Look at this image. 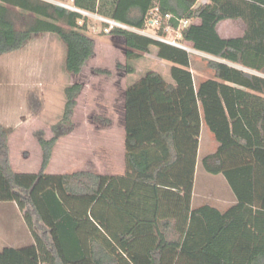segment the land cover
<instances>
[{"label":"trees","instance_id":"obj_1","mask_svg":"<svg viewBox=\"0 0 264 264\" xmlns=\"http://www.w3.org/2000/svg\"><path fill=\"white\" fill-rule=\"evenodd\" d=\"M197 3L74 0L81 10L137 30L157 16L161 37L187 20L181 41L221 61L210 60L213 78L196 85L188 51L128 30L111 32L123 40L127 60L155 47L159 59L173 64V84L151 71L126 90L127 177L47 173L56 144L76 127L82 82L64 88L53 138L38 135L39 173L13 169L10 130L0 124V203L17 206L34 239L31 247L1 250L0 264H264V78L229 65L264 71V0ZM225 20H242L244 34L221 37L218 25ZM88 22L48 1L0 0V57L53 34L65 46L66 71L79 76L96 55ZM203 123L219 144L203 167L224 176L236 199L225 212L210 205L192 209Z\"/></svg>","mask_w":264,"mask_h":264},{"label":"rangeland","instance_id":"obj_2","mask_svg":"<svg viewBox=\"0 0 264 264\" xmlns=\"http://www.w3.org/2000/svg\"><path fill=\"white\" fill-rule=\"evenodd\" d=\"M55 4L56 2H69L70 0H44ZM88 19L87 34L95 40L96 55L89 61L83 73L79 76L68 73L65 69L66 49L61 40L53 34H40L28 42L24 48L17 52L6 54L0 57V124L10 130L9 147L10 161L14 170L23 173H39L42 165V150L38 143V135L43 133L46 140L54 136L53 126L61 119L65 95L64 88L75 82H82L87 85L85 94L79 100V106L74 116L76 127L73 137L79 144L81 140L80 158L87 167L94 158L95 132L97 126L108 129L105 124H89V119L98 123L104 119L118 124L117 115L113 114L111 103L117 98V85L124 86L122 75H125L126 68L131 66L145 73L155 71L162 74L166 80L171 81L172 63L158 58L157 49L152 47L150 53L143 54L139 59L127 60L125 44L122 39H113L111 34L104 33V25L95 18ZM17 27L21 26V20L16 19ZM133 32V31H132ZM219 34L224 37H237L242 35L243 26L235 22H222L218 28ZM154 39L165 38L169 41L177 40L190 53L191 70L196 78V85L200 82L213 78V71L210 70V60L221 61L218 58L196 51L189 43L181 41V37L173 31L166 30V37L160 36L158 26L147 24L144 30L135 32ZM224 62V61H222ZM229 65L249 71L240 65L229 63ZM107 71L109 74L98 73ZM96 75V76H95ZM121 75V76H120ZM143 74L137 77L130 76L129 80L135 82ZM102 99L100 102L103 109L91 108L87 105L95 98ZM94 104V103H93ZM92 116V118H91ZM100 135V134H99ZM200 147L198 169L200 175V189L205 193L214 189L215 195L211 196L210 203L215 204L222 197L233 195L229 185L222 175L214 176L207 173L202 161L207 156L206 146L213 141L217 144L213 133L204 123ZM78 146V145H77ZM62 138L58 141L54 151L55 159L52 167L47 169L48 174H56L62 168ZM54 154V153H53ZM93 170V169H91ZM230 189V190H228ZM230 191V192H229ZM13 212L0 206V215L10 217ZM4 218V217H2ZM1 218V219H2ZM0 219V220H1ZM14 220V218H11ZM10 219V220H11ZM6 222L0 223L1 225Z\"/></svg>","mask_w":264,"mask_h":264},{"label":"crops","instance_id":"obj_3","mask_svg":"<svg viewBox=\"0 0 264 264\" xmlns=\"http://www.w3.org/2000/svg\"><path fill=\"white\" fill-rule=\"evenodd\" d=\"M210 0H198L197 5H203L209 3ZM223 22V21H222ZM222 22L220 24H222ZM227 22H235V23H240L243 26V33L244 34L247 26L242 20H225L224 23ZM219 24V25H220ZM218 25V28H219ZM237 36V37H241ZM222 37V36H221ZM224 38V37H223ZM227 38H236V37H227ZM247 69V68H246ZM134 73L133 74H127L125 75H120L122 79L124 80V86L123 85H117V98L113 99L111 103V109L113 110V114L117 115L118 117V124L116 125V122H111V124L107 126V130L102 127V126H97L96 127V134H95V144H94V158L89 162L87 167L83 164L81 158H80V153H81V140L80 137H78L79 144H75V141H77L73 137V132L70 133L69 135L65 136L62 138V168L59 170L58 173L53 174V175H71L77 172H82V171H87V172H92L96 175H101V176H111V177H118V178H123L127 177L128 175V166H127V135H126V129H125V100H126V90L128 87L131 85H134L138 81H140L148 72L145 73H140L139 71H136L134 68ZM252 74L263 77L264 78V71L263 72H258L254 70ZM155 72V71H153ZM137 73L139 75L143 74L138 80L133 82L132 80H129L130 76L137 77ZM159 73V72H157ZM160 74V73H159ZM164 79L165 77L160 74ZM96 76V75H95ZM167 83L173 84L174 81L173 79L171 81L166 80ZM84 84V90L81 94V96L78 99V105L79 106V100L81 97L85 94L87 85ZM93 102L87 105V110H90L91 108L95 109H103V105L100 103L102 102V99L100 100L99 97L95 98L92 100ZM94 103V104H93ZM76 108V111H77ZM76 113V112H75ZM92 118V116H91ZM94 118L89 119V124H98V125H103V122L98 123L96 121H93ZM203 126L202 125V132H203ZM202 132H201V137H202ZM100 134V135H99ZM214 136V135H213ZM200 137V143H199V148H198V153H197V160H196V172H195V182H194V192H193V198H192V209H198L202 206L205 205H210L214 208H217L218 210L225 212L229 208H231L233 205L236 204V199L234 195H229L222 197L219 196V199L216 201L217 203L211 204L209 201L211 199V196L215 195L214 189H208L207 193L204 194L202 189H200V175H199V167H200V162H199V155H200V147H201V142L202 138ZM215 138V137H214ZM211 145L207 144L206 146V152L208 153L207 156L212 155L216 153L218 150L219 144L215 145L213 141L210 142ZM78 145V146H77ZM56 155V151H54L52 161L50 163L49 167H52V164L54 162ZM48 167V168H49ZM93 169V170H91ZM16 171V170H15ZM19 172V171H16ZM23 173V172H19ZM230 188V187H229ZM230 190V189H228ZM230 192V191H229ZM0 206H4V209L7 211L13 212V210L17 213L10 215L8 217L7 215H0V223L6 222L7 224L1 225L0 226V251L5 249V248H16V249H24L27 247H31L34 244V239L24 221L23 214L19 211L17 206L14 203H0ZM11 218H14L11 219ZM11 219V220H10ZM163 220H174L171 218H164Z\"/></svg>","mask_w":264,"mask_h":264},{"label":"built area","instance_id":"obj_4","mask_svg":"<svg viewBox=\"0 0 264 264\" xmlns=\"http://www.w3.org/2000/svg\"><path fill=\"white\" fill-rule=\"evenodd\" d=\"M74 0H70L69 2H56L55 5L58 7H61L62 9H67L69 11H73L76 13L81 14L84 17H89V18H95L98 21H100L103 25H104V33L106 34H111V32L114 29H121V30H128V31H133V32H140L141 30H137L135 28H131L121 22H118L116 20H112V19H108L84 10H81L79 8H77L74 4H73ZM152 15H154V12H152ZM160 19L157 16H154L152 19L148 20L147 24H151L154 26H159L160 24ZM189 25V21L187 20H183L181 21V24L179 26V28L175 31L178 35L179 38L181 37V31L182 29H184L185 27H187ZM170 30V29H169ZM172 30V29H171ZM174 31V30H173ZM160 41L165 42L167 44H170L172 46L181 48V49H187L186 47H184L179 41L174 40V41H169L165 38H159Z\"/></svg>","mask_w":264,"mask_h":264},{"label":"water","instance_id":"obj_5","mask_svg":"<svg viewBox=\"0 0 264 264\" xmlns=\"http://www.w3.org/2000/svg\"><path fill=\"white\" fill-rule=\"evenodd\" d=\"M60 10L62 9L61 7H58ZM184 50H186L187 51V49H184Z\"/></svg>","mask_w":264,"mask_h":264}]
</instances>
